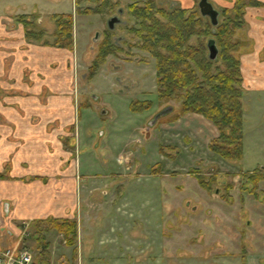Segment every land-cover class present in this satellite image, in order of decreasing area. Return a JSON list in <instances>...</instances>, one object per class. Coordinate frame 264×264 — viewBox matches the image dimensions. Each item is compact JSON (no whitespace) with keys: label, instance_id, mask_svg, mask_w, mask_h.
Masks as SVG:
<instances>
[{"label":"rangeland","instance_id":"1","mask_svg":"<svg viewBox=\"0 0 264 264\" xmlns=\"http://www.w3.org/2000/svg\"><path fill=\"white\" fill-rule=\"evenodd\" d=\"M99 1L0 0L9 34H0V143H25L29 131L16 118L37 124L25 109L66 96V115L51 117L44 135L66 151L61 168L75 171L66 218L80 229L68 246L52 228L64 217L27 220L18 247L43 264H245L249 252L264 255V94L244 90L243 155L222 158L211 150L219 131L210 121L159 102L156 60L140 47L131 10L144 0H112L98 13ZM153 1L186 10L199 2ZM215 8L222 23L232 9ZM61 14L72 15L70 48L56 42ZM111 17L119 22L109 29ZM106 38L113 52L92 71ZM166 106L174 112L151 125ZM9 173L7 161L0 177Z\"/></svg>","mask_w":264,"mask_h":264},{"label":"trees","instance_id":"2","mask_svg":"<svg viewBox=\"0 0 264 264\" xmlns=\"http://www.w3.org/2000/svg\"><path fill=\"white\" fill-rule=\"evenodd\" d=\"M99 2L96 12L112 9V0ZM248 5L264 4L257 0H235L232 9L223 10V23L216 9L219 15L215 25L201 15L199 8L180 9L174 2H168L165 8L164 1L156 6L155 1L144 0L131 9L138 22L135 36L139 45L156 60L159 102H180V114L195 113L210 121L219 131L211 150L231 160H239L243 155L244 89L239 56L247 43L237 37V30L244 26V10ZM54 19L56 42L70 48L72 15H55ZM27 22L24 24L26 38ZM209 41L214 43L213 57L209 54ZM113 48L109 39L103 40L90 69L94 71L103 65ZM218 60L221 67L216 65ZM200 185L205 187L203 183ZM52 228L64 236L68 246L75 243L76 220H53Z\"/></svg>","mask_w":264,"mask_h":264},{"label":"crops","instance_id":"3","mask_svg":"<svg viewBox=\"0 0 264 264\" xmlns=\"http://www.w3.org/2000/svg\"><path fill=\"white\" fill-rule=\"evenodd\" d=\"M175 1H180L184 5L193 2L192 0ZM249 1L251 0H246ZM257 1L264 4V0ZM209 2L214 8L217 5L232 8L235 0H209ZM6 18L7 16L1 13L0 20ZM243 18L244 26L240 36L247 44L239 56L242 86L247 92L264 94V5L246 6ZM0 34L9 35L3 27H0ZM9 40L5 46H12V38ZM0 46H2L1 41ZM56 97H49L46 101L47 106L35 105L33 108L25 109L27 116H39L36 119L37 124L29 119L19 117L14 119L17 125L27 126L29 132L25 143H0V173L4 164L7 161L10 163L8 178L0 177V252L7 248L21 249L14 235L17 236L20 227L27 220H42L50 216L66 218L69 217L67 216L69 211H72L75 171L73 173L70 169L67 173V166L61 168L68 161V155L61 149V143H45L46 140H51V137L44 135V126L49 123L51 117L61 116V113L66 115L68 110L64 101L66 96L59 94ZM51 100L58 102L52 104ZM63 121L64 118L61 122ZM56 177L58 182L62 180L58 188L52 183V179ZM79 230L77 223V234ZM245 260V264H264V255L249 252Z\"/></svg>","mask_w":264,"mask_h":264},{"label":"water","instance_id":"4","mask_svg":"<svg viewBox=\"0 0 264 264\" xmlns=\"http://www.w3.org/2000/svg\"><path fill=\"white\" fill-rule=\"evenodd\" d=\"M198 8L202 16L208 17L212 24L217 23L218 19V11L212 6V4L209 2V0H199L198 2ZM119 22L117 17H112L108 20L107 25L109 29H112L114 27V24ZM208 50L210 57H213L215 54V48L214 43L212 41L208 42ZM174 111V107L172 106H166L162 110H160L155 116L153 117V120L151 121V125L156 124V122L169 114H171ZM105 113V112H104Z\"/></svg>","mask_w":264,"mask_h":264},{"label":"built area","instance_id":"5","mask_svg":"<svg viewBox=\"0 0 264 264\" xmlns=\"http://www.w3.org/2000/svg\"><path fill=\"white\" fill-rule=\"evenodd\" d=\"M0 264H43L27 249L7 248L0 252Z\"/></svg>","mask_w":264,"mask_h":264},{"label":"flooded vegetation","instance_id":"6","mask_svg":"<svg viewBox=\"0 0 264 264\" xmlns=\"http://www.w3.org/2000/svg\"><path fill=\"white\" fill-rule=\"evenodd\" d=\"M119 12H121V10H119ZM112 18V17H111ZM118 23V22H117ZM115 25V24H114Z\"/></svg>","mask_w":264,"mask_h":264}]
</instances>
